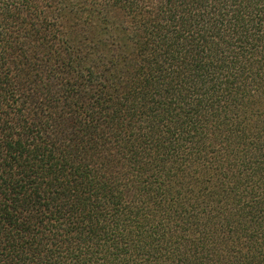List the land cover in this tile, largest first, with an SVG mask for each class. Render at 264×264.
<instances>
[{
    "label": "trees",
    "instance_id": "obj_1",
    "mask_svg": "<svg viewBox=\"0 0 264 264\" xmlns=\"http://www.w3.org/2000/svg\"><path fill=\"white\" fill-rule=\"evenodd\" d=\"M0 264H264V0H0Z\"/></svg>",
    "mask_w": 264,
    "mask_h": 264
}]
</instances>
